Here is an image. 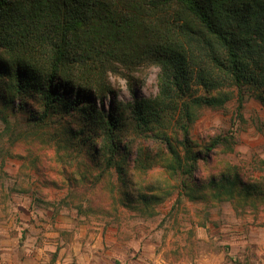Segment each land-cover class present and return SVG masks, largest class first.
Wrapping results in <instances>:
<instances>
[{"label": "rangeland", "instance_id": "obj_1", "mask_svg": "<svg viewBox=\"0 0 264 264\" xmlns=\"http://www.w3.org/2000/svg\"><path fill=\"white\" fill-rule=\"evenodd\" d=\"M138 84L129 81L131 101L97 99L99 108L123 112L122 148L110 167L107 152L94 153L101 140L80 112L57 109L37 122L44 110L37 93L12 105L0 98V264H264V201L208 188L185 193L183 176L166 169L164 145L127 107L143 98ZM260 91L248 88L241 112L237 90L224 105L200 109L190 126L193 148L231 135L232 150H216L198 180L231 166L244 181L264 183ZM166 131L183 152L178 125Z\"/></svg>", "mask_w": 264, "mask_h": 264}, {"label": "trees", "instance_id": "obj_2", "mask_svg": "<svg viewBox=\"0 0 264 264\" xmlns=\"http://www.w3.org/2000/svg\"><path fill=\"white\" fill-rule=\"evenodd\" d=\"M150 63L163 68L159 95L127 107L164 145L166 169L183 176L182 190L264 201V183L244 181L231 166L198 180L216 150H232V136L218 135L195 150L190 135L202 107L222 106L237 90L241 112L248 88L264 92V0H0V98L12 105L37 93L44 105L37 122L57 109L80 112L101 140L94 153L107 152L109 167L121 152L123 112L116 104L109 112L97 105L98 98L116 96L106 73L131 81ZM193 86L204 92L191 95ZM171 122L182 133L183 152L166 131Z\"/></svg>", "mask_w": 264, "mask_h": 264}, {"label": "clouds", "instance_id": "obj_3", "mask_svg": "<svg viewBox=\"0 0 264 264\" xmlns=\"http://www.w3.org/2000/svg\"><path fill=\"white\" fill-rule=\"evenodd\" d=\"M163 68L158 63L148 64L142 72L135 75L139 81L138 87L141 96L145 99H154L159 95L160 77ZM107 82L112 91L116 92V99L121 102H127L134 99V89L130 87L126 77L114 74L111 71L106 73Z\"/></svg>", "mask_w": 264, "mask_h": 264}]
</instances>
